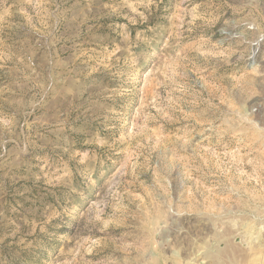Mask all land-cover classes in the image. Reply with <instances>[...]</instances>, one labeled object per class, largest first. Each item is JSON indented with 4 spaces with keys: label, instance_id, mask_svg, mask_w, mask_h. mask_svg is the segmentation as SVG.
<instances>
[{
    "label": "rangeland",
    "instance_id": "rangeland-1",
    "mask_svg": "<svg viewBox=\"0 0 264 264\" xmlns=\"http://www.w3.org/2000/svg\"><path fill=\"white\" fill-rule=\"evenodd\" d=\"M0 264H264V0H0Z\"/></svg>",
    "mask_w": 264,
    "mask_h": 264
}]
</instances>
